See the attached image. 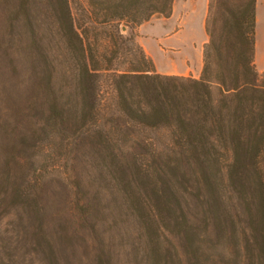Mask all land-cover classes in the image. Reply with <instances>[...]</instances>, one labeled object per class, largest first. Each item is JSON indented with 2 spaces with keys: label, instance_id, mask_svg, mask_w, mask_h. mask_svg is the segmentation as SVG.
<instances>
[{
  "label": "trees",
  "instance_id": "16d2710c",
  "mask_svg": "<svg viewBox=\"0 0 264 264\" xmlns=\"http://www.w3.org/2000/svg\"><path fill=\"white\" fill-rule=\"evenodd\" d=\"M173 1L0 0V58L12 48L13 61L34 63L29 109L40 107L4 157L0 221L8 208L26 214L46 264L57 262L34 166L42 152L69 157L78 147L94 169L87 180L65 173L71 215L93 239L100 223L128 225L139 243L132 264H264L257 0H208L198 77L157 73L122 31L169 17Z\"/></svg>",
  "mask_w": 264,
  "mask_h": 264
},
{
  "label": "rangeland",
  "instance_id": "374dc122",
  "mask_svg": "<svg viewBox=\"0 0 264 264\" xmlns=\"http://www.w3.org/2000/svg\"><path fill=\"white\" fill-rule=\"evenodd\" d=\"M187 1L191 0H174L173 11L169 17L154 15L142 23L141 36L152 39L176 34L180 24L185 22L188 24L191 20ZM205 3L207 5V0ZM46 17V13L42 12L41 18L46 21ZM4 25H6L4 15L0 14V36H3L2 33L5 31ZM122 31L126 36L132 32L137 41L136 29ZM41 35L46 38L49 33L42 30ZM203 35L202 39L195 36L190 40L194 47L190 46L189 54H186L184 60L189 62L190 59L196 58L198 47L207 41L206 33ZM53 49L58 59H62L57 40L55 45L53 44ZM176 51H181V48L172 46L168 52L174 60ZM11 52L12 48L8 49L6 56L0 58V170L9 147L18 139H24L23 135L27 133L28 126L35 119L32 118L33 115L40 110L38 106L36 109H29L34 88L31 74L34 63L28 64L22 59H18L20 63H17L12 60ZM171 57L163 54L161 57L158 56L156 61L167 62ZM200 57L202 58V52ZM126 66L127 64H122L119 69ZM254 66L259 74L264 73V0L256 2ZM201 67L196 72L197 77ZM103 89L106 91L109 89L105 82ZM151 140L158 144L168 141ZM80 149L81 147L75 148L69 157L52 155L51 150L42 152L34 166L36 174L44 178V222L48 224L50 235L47 239L50 238L55 260L57 264H106L105 258L109 256L110 264H132L134 259L138 261L134 247H138L139 243L137 244L136 235L130 232L128 225L120 224L115 229L110 221L100 223L93 239L86 229L79 227V222L71 215L73 212L70 211L69 201L73 195L72 190L63 183L65 173L69 176L78 173L87 180L88 175L92 178L94 169V160L89 156L90 153L87 150L81 152ZM52 157L53 160L49 159ZM4 213L0 221V264H46L44 256L46 246L42 240L41 246H36L32 241L26 214L10 208ZM18 215H21L22 219H19ZM69 230L76 232L72 235L66 234L65 231ZM98 248L102 249L103 253L99 254Z\"/></svg>",
  "mask_w": 264,
  "mask_h": 264
},
{
  "label": "crops",
  "instance_id": "0c3cea01",
  "mask_svg": "<svg viewBox=\"0 0 264 264\" xmlns=\"http://www.w3.org/2000/svg\"><path fill=\"white\" fill-rule=\"evenodd\" d=\"M174 4V1H173ZM189 7V16L191 15V20L187 24H180L179 30L176 34L171 36H163L152 39H145L141 36L142 24L136 27L137 32V42L145 52V54L152 60L155 70L157 73L164 75H177V76H192L197 77L196 72L202 66L201 52L203 50V45L199 43L197 56L195 59H190L189 62L184 60L186 54H189L190 46H193V42L190 40L195 38L202 39L204 30L205 17L207 14V5L205 0H191L186 3ZM196 4L198 6H196ZM173 11V5H172ZM172 14V13H171ZM196 19V21H194ZM172 46L180 47L181 51L174 52L176 60H174L170 53V48ZM167 54L170 61H164L158 63L156 58ZM192 70V71H191Z\"/></svg>",
  "mask_w": 264,
  "mask_h": 264
},
{
  "label": "water",
  "instance_id": "95a60500",
  "mask_svg": "<svg viewBox=\"0 0 264 264\" xmlns=\"http://www.w3.org/2000/svg\"><path fill=\"white\" fill-rule=\"evenodd\" d=\"M125 29H126V28L123 26V27H122V30H125Z\"/></svg>",
  "mask_w": 264,
  "mask_h": 264
}]
</instances>
